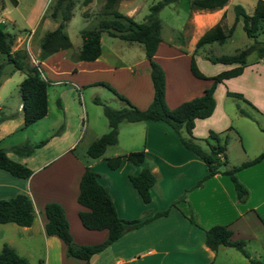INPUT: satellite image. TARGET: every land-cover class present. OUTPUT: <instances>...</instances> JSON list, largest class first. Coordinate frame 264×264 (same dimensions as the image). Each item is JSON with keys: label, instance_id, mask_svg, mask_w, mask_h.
I'll list each match as a JSON object with an SVG mask.
<instances>
[{"label": "crops", "instance_id": "1", "mask_svg": "<svg viewBox=\"0 0 264 264\" xmlns=\"http://www.w3.org/2000/svg\"><path fill=\"white\" fill-rule=\"evenodd\" d=\"M9 1L11 8L20 11L23 14L22 20L29 24L25 27L18 25L15 16L11 15V8L4 0H0V27L6 28L7 25L11 30L4 31L12 35L23 29L34 30L33 38L38 49L42 34L55 28L57 24L56 21L44 16L50 0H16L15 4ZM226 5L227 3L220 9L203 11L204 17L213 23L217 22L222 13L225 16ZM43 24L47 25V28L38 31V27ZM210 26L212 24H209ZM199 35L192 37L188 47L183 46L187 41L183 43L170 41L163 44L160 40L153 55L154 60L163 67L162 59L175 61L185 58L189 65L192 56L200 68L195 54L198 49L194 51V43ZM80 43L77 46L72 45V51L76 52ZM183 47L184 52L181 51ZM68 52L59 50L39 62L47 71L46 76H42L50 81L49 84L65 80L75 83L73 81L75 80L78 81V86L83 87L98 81H108L135 107L144 109L150 102L152 86L148 81V64L145 58L139 63L142 70L138 73L136 66L139 64H136L138 62L136 59L124 61L114 51L109 52V55L115 58L116 63L109 55H103L101 48L99 56L91 61H71ZM215 64L217 65L215 73L236 65ZM263 68L264 60L255 56L248 63L246 59V64L239 75L217 84L212 94L214 108L208 117L194 120L192 136L203 137L201 135H207L209 130L217 133L224 131L229 123V117L223 108L224 98L227 97L226 91L241 93L253 106L264 112L263 107L255 104L254 96H247L249 91L246 84L251 86V81L245 79L243 83L236 81L245 77L247 71L255 76H261ZM163 72L164 100L169 108L200 95L211 82L209 79L195 78L189 71L190 74L185 77L186 81L179 80L177 87L172 89L168 85L164 68ZM104 75H108L109 78ZM143 79L144 83H148V89L145 92H138L136 88ZM255 86L253 89L262 87ZM46 94L48 97V91ZM57 95H61L59 91ZM257 99H261L260 96H257ZM59 107L64 111L61 103ZM48 112L47 107L45 116H48ZM10 117L0 112V139L9 131L7 123L11 121ZM18 122L22 124V118L18 119ZM58 122L59 118L53 117L50 127ZM122 132L127 140L122 145L110 149L107 154L106 147L98 158H89L85 153L86 157L80 159L78 154L74 153L79 138L73 136L71 132L68 133L66 125L59 134L46 137L45 142L28 156L18 155L12 151L10 154L7 150L10 147L0 145L8 158L24 164L31 170L27 178H17L0 169V199L23 193L30 198L34 210L33 220L29 226H19L11 222L0 224V247L3 243L8 244L18 255L26 258L27 264H30L28 257L31 254L32 241L36 238L42 242V252L40 258L31 264H232L229 258L230 251L224 249L227 246H218L215 250H210L204 244V229L221 224L227 225L230 229L231 239L252 242L253 247L250 251L253 252V258L264 262V225L258 219L264 218V157L235 172L236 180L247 191L246 199L238 202L232 182L224 174L211 175L197 185L206 173L205 164L182 146L176 133L165 123L126 122ZM141 137V146L136 148L137 140ZM137 149H143L146 153V166L155 179L150 189L151 198L147 203L140 200L127 179V175L136 173L138 167L122 160L117 168L109 169L104 162L106 157ZM85 166L95 171L97 181L107 188L118 217L125 220L147 219L139 227L126 231L87 261L65 256L64 244L56 236L44 232L43 214V204L55 201L63 208L68 231L74 243L91 245L105 239L107 235L105 229L87 230L82 227L77 217L78 211L86 210L75 200L78 180ZM180 195L182 199L178 201ZM172 202H176L175 205H172ZM164 210H166L164 215L154 216L155 213ZM188 216L192 218L194 224L187 219ZM69 217L72 219L71 222ZM228 252L229 257L226 255ZM248 257L252 258L250 254ZM245 260L248 262L247 258Z\"/></svg>", "mask_w": 264, "mask_h": 264}, {"label": "trees", "instance_id": "2", "mask_svg": "<svg viewBox=\"0 0 264 264\" xmlns=\"http://www.w3.org/2000/svg\"><path fill=\"white\" fill-rule=\"evenodd\" d=\"M89 0H83L85 4ZM228 0H188L189 11H212L223 7ZM13 4L16 0H11ZM118 0H104L102 4V18L98 19L94 26L84 27L79 30L81 39L78 50L70 55L72 61H91L100 54V34L105 32L111 37H116L125 42H136L142 46L144 57L148 64V74L152 86V97L144 109H139L132 105L125 97L118 94L112 87L104 81L100 84L109 89L113 94L122 100L125 105L120 108H112L99 99L94 98V102L102 106V112L107 122V130L93 139L85 149L89 158L100 157L107 146L113 145L117 140V126L121 122L136 121H160L168 125L178 136L182 146L194 153L203 161L206 173L197 182L214 174H224L232 182L235 197L238 202H243L247 197L245 187L235 178V172L241 168L254 164L264 157V144L261 151L253 158L242 161L236 165H229L225 156V137L220 141L219 133L209 130L207 139H203L207 148H202L192 136V127L195 119L208 117L214 108L213 91L217 84L224 80L239 75L246 64V57L254 53L258 59L264 60V43L257 39L261 24L264 22V0H256L254 10L251 14L245 13L239 4L233 5L234 18L227 29H224L219 20L202 32L194 43V51L204 44L211 42L222 43L232 34L235 24L240 20L241 27L246 37L251 39V43L242 49L236 50L232 54L205 55V59L210 63L232 64L234 67L217 72L212 76H205L200 72L194 62L193 57L189 59V71L191 75L198 79H209L210 84L205 87L201 94L182 101L175 107H167L164 100V72L162 67L154 60L153 55L156 46L160 41V20L159 10L168 4L175 3L176 0H153L148 6L147 13L141 22H136L131 16L119 12L115 5ZM74 0H55L50 5L46 17L57 22L55 28L42 34L38 43V61L44 60L49 55L59 50H69L71 42L64 31L67 21L70 19ZM13 35L4 31L0 27V53L5 57L7 63L13 69L23 73V78L18 84L20 96V114L22 125L32 124L37 119L46 114L47 111V86L49 80L45 79L38 66L29 64L26 59V52L22 49L10 50ZM2 64H0L1 72ZM227 96L233 97L246 104L252 110L257 111L243 95L239 92L226 91ZM238 113L242 116L252 118L250 114L237 106ZM208 140H211L209 142ZM44 141L32 144L25 141L21 144L12 145L11 151L15 154L28 156L34 148L39 147ZM138 167L136 173L127 175L130 185L138 194L143 203L150 201V189L154 184V175L146 166V153L143 149L128 151L104 158L105 165L109 169L117 168L121 161ZM0 169L8 172L17 178H27L31 170L24 164L8 158L5 151L0 147ZM182 196L179 197L181 199ZM76 203L86 208L85 211H78L77 217L87 230L105 229L107 235L99 243L91 245L76 244L73 242L68 231V223L64 215L63 208L55 201H47L43 204V214L45 217L44 232L48 235L56 236L64 244V254L67 257L87 261L92 255L98 253L112 242L120 238L126 231L135 229L146 220H125L116 214L107 188L97 181V173L85 166L78 180V190ZM172 205L174 202L171 203ZM166 210L157 212L154 216L164 215ZM34 210L30 198L23 193L15 194L8 198L0 199V224L14 223L19 226H29L32 223ZM190 222L192 218L187 217ZM260 223L264 225V218L258 217ZM204 244L210 250H215L218 246H227L239 251L248 259L251 264H264L263 262L248 257L244 249L242 239H231V231L227 225L215 224L204 229ZM0 264H27L26 258L6 243L0 247Z\"/></svg>", "mask_w": 264, "mask_h": 264}, {"label": "rangeland", "instance_id": "3", "mask_svg": "<svg viewBox=\"0 0 264 264\" xmlns=\"http://www.w3.org/2000/svg\"><path fill=\"white\" fill-rule=\"evenodd\" d=\"M4 1L6 5L11 8L10 1ZM54 1L55 0L49 1L48 6L44 11V16ZM103 1L104 0H89L83 4V0H74L70 19L67 21L64 27V31L71 42V46H77L80 43L81 39L79 36V30L81 28L92 27L95 25L98 19L103 17V15H101ZM152 2L153 0H118L115 8L119 12L131 16L136 22H141L144 15L147 13L148 6ZM255 2L256 0H228L226 5V14L221 20L224 29H227L233 21V5L239 4L243 7L245 13L251 14L254 10ZM11 15L15 16L18 25L24 27L28 26L29 23L22 20L21 15L23 14L20 11L11 8ZM204 15L205 14L203 11H189L188 0H176L175 3L163 6L158 12V18L160 20L159 34L161 42L163 44H167L170 41H180L182 43L187 41V43L183 46L188 47L192 37H195L196 35H199L201 32H204L206 29H208L209 24H214L212 20H207ZM241 25V21L239 20L234 26L232 34L222 43L214 41L204 44L198 48L195 54L198 58L197 61L201 69L197 65L196 66L200 72H202L204 75H214L217 73L214 71L217 65L206 60L205 55L232 54L236 50L242 49L244 46H247L249 43H251V39L246 37ZM43 28L46 29L47 25L43 24L41 27H38V31L43 30ZM2 29L8 32L11 30V28L7 25L6 28L2 27ZM29 32L31 35L28 38L27 34ZM259 32L260 33L258 34L257 39L260 43H264V22L261 24V30ZM15 33L18 35H15ZM15 33L13 35L10 50H24L26 52V59L28 63L34 65L35 62L41 74L46 76V69L43 65L39 64L40 61H38V49L35 45V38H33L34 30L30 31L29 29H23ZM100 46L103 55H109V52L114 51L124 61L136 59V61H138L136 64H139L142 60L144 61L145 58L142 46L139 43L125 42L116 37H111L105 32L100 34ZM184 50L185 49L183 47L181 51L184 52ZM67 51H69L67 53L68 55L74 53L72 48H69ZM109 57L112 58V61L115 63L117 62L111 55H109ZM254 57V53L248 54L246 57L247 62L250 63ZM0 64H2L0 72V112L11 116V121L7 123L9 131L2 137V139H0V145L7 146V148L12 147V145L21 144L25 141H28L32 144L38 143L39 141L45 142L46 137L53 136V134H59L66 125L68 133L71 132L73 136L79 138L76 143L74 153L78 154L80 159L85 158L86 146L93 139L107 130V122L102 112V106L94 102L93 99L97 98L102 103L112 108H120L125 105L122 100L116 97L115 94H113L103 85L93 83L80 87L77 85L78 81L75 80H73L75 83H71L68 80L60 81L57 84H48L47 86V107L49 111L48 116L44 115V118H40L30 125L23 126L18 122V119H21V115L19 109L17 110V106L20 103L18 84L23 78V73L19 70L13 69L11 64L6 62L2 53H0ZM161 64L163 66L162 69L164 68L168 77V85L169 87H172V89L177 87L179 80L186 81V75L190 74L187 67L188 63L185 58H179L175 61L162 59ZM141 70L142 66H140V64L137 65L136 72L138 71L139 73ZM260 74L261 76H255V74L247 71L245 77L239 78V80L236 81H238V83H243L244 79L246 81H251V86L246 84L247 90L249 91L247 96H254L256 98L254 99L255 104L264 108V71H261ZM149 79L150 78L148 77V81L150 83ZM104 82L112 87L118 94L125 97L123 93L118 92L117 89H115V87L108 81ZM255 85L262 87L254 88V90L253 86ZM147 89L148 83H144L143 79L140 81L136 91L145 92ZM58 91L61 94L59 96L57 95ZM257 96H260L261 99H257ZM251 98L253 99V97ZM60 103L64 107V111L60 109ZM237 106L246 110L252 118L250 119L240 115L238 113ZM254 107H256L258 112L252 110L246 104L233 97L227 96L224 98L223 108L229 117V123L227 125L228 128L226 126L224 131L219 132L218 136L221 142L225 137V156L229 165H236L242 161L253 158L261 151L263 147L264 112L261 111L257 106ZM53 117H58L59 122L56 125L50 127V122ZM125 123L126 122H121L119 123L120 125L118 124L119 126H117V130L119 129V137H117L115 144L107 146L105 154H107L110 149H114L116 145L120 146L127 140L125 134L122 132V127L125 125ZM201 136L203 137L196 138V141L202 148L205 149L207 148V145L203 139H207V136ZM141 141L142 137L140 140H137L136 148L141 146ZM208 141L211 142V140ZM37 148L38 147L34 148V150ZM7 150L10 152V154H12L11 149ZM179 197L177 199L178 201L182 199H179ZM175 203L173 205H175ZM69 219L71 222V217H69ZM191 223L194 224V222ZM243 242L246 253L250 254L252 257L251 259H254L253 252L250 251V249L253 247L252 242H247L245 240H243ZM224 249L230 251V257L229 252L226 255L230 258L232 264H251L249 261L245 262L246 257H244L234 248L226 247ZM41 252L42 242L39 240V238H36L34 241H32V250L28 257L30 264L32 262H36L37 258H40L39 255ZM219 259H221V257H219ZM259 261H261V259Z\"/></svg>", "mask_w": 264, "mask_h": 264}, {"label": "built area", "instance_id": "4", "mask_svg": "<svg viewBox=\"0 0 264 264\" xmlns=\"http://www.w3.org/2000/svg\"><path fill=\"white\" fill-rule=\"evenodd\" d=\"M30 35H31V33L29 32V33L27 34L28 38L30 37ZM34 65H36V63H35V62H34Z\"/></svg>", "mask_w": 264, "mask_h": 264}, {"label": "water", "instance_id": "5", "mask_svg": "<svg viewBox=\"0 0 264 264\" xmlns=\"http://www.w3.org/2000/svg\"><path fill=\"white\" fill-rule=\"evenodd\" d=\"M93 257V255L90 257V259Z\"/></svg>", "mask_w": 264, "mask_h": 264}]
</instances>
